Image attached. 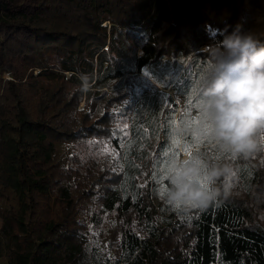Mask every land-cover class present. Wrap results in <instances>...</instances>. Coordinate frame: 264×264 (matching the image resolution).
I'll return each mask as SVG.
<instances>
[{
  "label": "trees",
  "instance_id": "trees-1",
  "mask_svg": "<svg viewBox=\"0 0 264 264\" xmlns=\"http://www.w3.org/2000/svg\"><path fill=\"white\" fill-rule=\"evenodd\" d=\"M163 3L0 0L7 264H264V151L233 161L193 140L213 47L237 25L264 41V0H171L152 28ZM173 137L232 164L228 198L188 212L161 198Z\"/></svg>",
  "mask_w": 264,
  "mask_h": 264
},
{
  "label": "clouds",
  "instance_id": "clouds-1",
  "mask_svg": "<svg viewBox=\"0 0 264 264\" xmlns=\"http://www.w3.org/2000/svg\"><path fill=\"white\" fill-rule=\"evenodd\" d=\"M197 95L199 135L233 161L264 151V41L240 25L225 34L212 49ZM235 179L236 170L222 159L185 155L170 161L161 198L184 212L205 210L232 194Z\"/></svg>",
  "mask_w": 264,
  "mask_h": 264
},
{
  "label": "rangeland",
  "instance_id": "rangeland-1",
  "mask_svg": "<svg viewBox=\"0 0 264 264\" xmlns=\"http://www.w3.org/2000/svg\"><path fill=\"white\" fill-rule=\"evenodd\" d=\"M171 0H164V3L163 5L161 6V9L159 10L158 14H157V18L155 20V22L153 23V27L154 28L156 26V24L163 18H165L167 16V12L169 11V2ZM107 23V21H105ZM103 23V22H102ZM153 41H154V38L153 36L150 34L149 36V40H148V44L151 46L153 44ZM143 51V50H142ZM147 53L146 54H141L140 57H139V67L142 65V63L144 61L147 60V58L149 57V55L151 54L152 52V49L151 47H149L147 50ZM139 53H141V50H138ZM6 75V74H5ZM167 91H169L171 93L172 89L171 88H167ZM176 101H177V104L179 105V108L180 110H182V96L180 95H174ZM81 105V101L79 102V106ZM190 115H195L196 114V110L195 109H192L189 113ZM178 155H179V158H183L185 156V152L180 150L178 148ZM154 200V199H153ZM0 264H7L6 260L4 257H1L0 258Z\"/></svg>",
  "mask_w": 264,
  "mask_h": 264
},
{
  "label": "snow or ice",
  "instance_id": "snow-or-ice-1",
  "mask_svg": "<svg viewBox=\"0 0 264 264\" xmlns=\"http://www.w3.org/2000/svg\"><path fill=\"white\" fill-rule=\"evenodd\" d=\"M194 123L198 124L199 120L194 121ZM193 140L195 141V145L197 147H199V145L204 143L206 139L203 136L199 135L197 132H194L193 133ZM180 144H181L180 139L178 137H173V139H172V149L170 150V152L164 153V155L166 157H168V159L165 161L164 168H162L160 170L163 173V178H166V173H167V169H168L170 161L172 159L179 158V155L175 151V149H177L180 146ZM184 151L187 152L189 156H191L192 155V145L186 144L185 148H184ZM216 158H218V157H216ZM164 190H165V187L162 186L161 189H160L161 196L163 195Z\"/></svg>",
  "mask_w": 264,
  "mask_h": 264
}]
</instances>
